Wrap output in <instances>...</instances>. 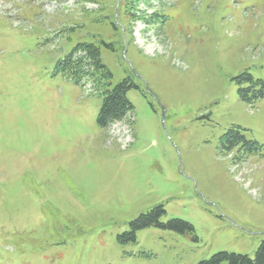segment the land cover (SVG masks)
Instances as JSON below:
<instances>
[{
	"label": "rangeland",
	"instance_id": "rangeland-1",
	"mask_svg": "<svg viewBox=\"0 0 264 264\" xmlns=\"http://www.w3.org/2000/svg\"><path fill=\"white\" fill-rule=\"evenodd\" d=\"M78 43L109 84L63 71ZM123 80L131 111L101 127ZM263 239L264 0H0V264L253 259Z\"/></svg>",
	"mask_w": 264,
	"mask_h": 264
},
{
	"label": "trees",
	"instance_id": "trees-1",
	"mask_svg": "<svg viewBox=\"0 0 264 264\" xmlns=\"http://www.w3.org/2000/svg\"><path fill=\"white\" fill-rule=\"evenodd\" d=\"M61 68L77 83L90 80L94 84L107 85L112 76L101 61L98 47L92 43H78L66 55L61 63ZM128 88V82L123 80L111 90L104 89L102 91L106 94L103 97L97 118L101 127L108 128L112 123L121 120L130 113L132 106L126 97ZM183 226L188 228L189 225L183 223ZM223 261H226L227 264H264V239L257 247L253 259L243 254L219 252L213 254L209 259L199 261L198 264H221Z\"/></svg>",
	"mask_w": 264,
	"mask_h": 264
}]
</instances>
